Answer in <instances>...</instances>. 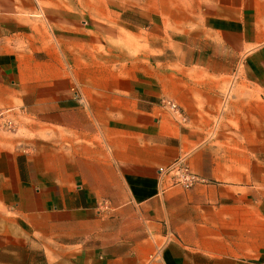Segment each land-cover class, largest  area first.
<instances>
[{"label": "crops", "instance_id": "crops-1", "mask_svg": "<svg viewBox=\"0 0 264 264\" xmlns=\"http://www.w3.org/2000/svg\"><path fill=\"white\" fill-rule=\"evenodd\" d=\"M150 8L151 46L180 26L198 53L67 73L24 62L0 16V109L23 129L0 133V264H264V0ZM179 157L187 188L161 171Z\"/></svg>", "mask_w": 264, "mask_h": 264}, {"label": "rangeland", "instance_id": "rangeland-1", "mask_svg": "<svg viewBox=\"0 0 264 264\" xmlns=\"http://www.w3.org/2000/svg\"><path fill=\"white\" fill-rule=\"evenodd\" d=\"M150 7L151 0H0V16L10 20L8 40L14 50L26 52L23 61L35 58L46 69L133 71L148 66L152 56L176 60L196 55L197 39L188 38L180 26L159 30L165 36L150 45L151 26L162 18L168 22ZM170 65L182 70L188 64ZM17 119L10 109L0 114V133L20 138Z\"/></svg>", "mask_w": 264, "mask_h": 264}, {"label": "built area", "instance_id": "built-area-1", "mask_svg": "<svg viewBox=\"0 0 264 264\" xmlns=\"http://www.w3.org/2000/svg\"><path fill=\"white\" fill-rule=\"evenodd\" d=\"M169 107L172 109L177 108L176 102L170 101ZM8 110L9 109H0V114ZM168 169H175L173 183L180 184L185 188L190 187L194 182L199 180V175L189 169V166L186 164L183 157L176 158L170 165L162 168L161 171L165 172Z\"/></svg>", "mask_w": 264, "mask_h": 264}]
</instances>
